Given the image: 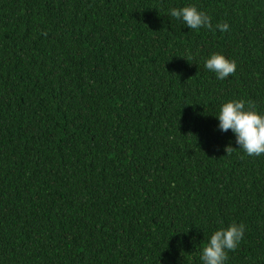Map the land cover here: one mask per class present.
<instances>
[{"label": "trees", "instance_id": "16d2710c", "mask_svg": "<svg viewBox=\"0 0 264 264\" xmlns=\"http://www.w3.org/2000/svg\"><path fill=\"white\" fill-rule=\"evenodd\" d=\"M235 100L264 115V0H0V264H202L234 222L224 264H264V154L216 117Z\"/></svg>", "mask_w": 264, "mask_h": 264}, {"label": "clouds", "instance_id": "9594fccd", "mask_svg": "<svg viewBox=\"0 0 264 264\" xmlns=\"http://www.w3.org/2000/svg\"><path fill=\"white\" fill-rule=\"evenodd\" d=\"M170 15L182 19L190 29L201 27L212 29L213 27L211 18L206 13L198 11L195 6L171 8ZM216 28L226 32L229 25L218 23ZM204 66L221 80L234 74L237 67L234 60H229L219 53H213L205 61ZM216 117L219 120L218 128L223 132L231 130L235 134L236 144L248 156L264 154V115L257 112L254 104L248 102L246 107L244 100L228 101L221 106ZM235 149L231 144H228L224 151L227 155H231ZM244 232L245 225L235 222L214 231L202 249V264H224L228 259L227 252L234 251L238 247L244 237Z\"/></svg>", "mask_w": 264, "mask_h": 264}]
</instances>
